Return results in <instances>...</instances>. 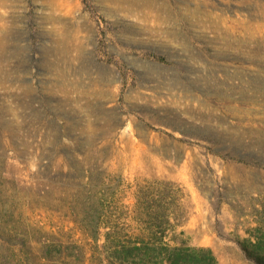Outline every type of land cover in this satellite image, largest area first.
Masks as SVG:
<instances>
[{
    "label": "rangeland",
    "instance_id": "374dc122",
    "mask_svg": "<svg viewBox=\"0 0 264 264\" xmlns=\"http://www.w3.org/2000/svg\"><path fill=\"white\" fill-rule=\"evenodd\" d=\"M0 1V264H264V0Z\"/></svg>",
    "mask_w": 264,
    "mask_h": 264
},
{
    "label": "trees",
    "instance_id": "16d2710c",
    "mask_svg": "<svg viewBox=\"0 0 264 264\" xmlns=\"http://www.w3.org/2000/svg\"><path fill=\"white\" fill-rule=\"evenodd\" d=\"M152 240L150 243L140 241L139 244L133 246L125 245L124 248L129 252L139 251L137 255L133 253L130 257H126L125 260L130 264H194V256H201L203 264H218L210 249L169 247L162 243L161 236L153 237ZM149 250L153 252L150 253ZM187 258H192V262H188ZM259 258L257 257V260L263 263L260 260L261 258Z\"/></svg>",
    "mask_w": 264,
    "mask_h": 264
},
{
    "label": "bare ground",
    "instance_id": "6f19581e",
    "mask_svg": "<svg viewBox=\"0 0 264 264\" xmlns=\"http://www.w3.org/2000/svg\"><path fill=\"white\" fill-rule=\"evenodd\" d=\"M6 1H7V0H6ZM6 1H5V2H6ZM0 2H1V1H0ZM2 2H3V1H2ZM2 5H3V4H2Z\"/></svg>",
    "mask_w": 264,
    "mask_h": 264
}]
</instances>
